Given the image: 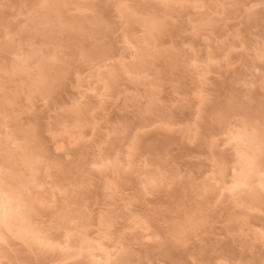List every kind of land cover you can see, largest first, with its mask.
<instances>
[{"label": "rangeland", "instance_id": "rangeland-1", "mask_svg": "<svg viewBox=\"0 0 264 264\" xmlns=\"http://www.w3.org/2000/svg\"><path fill=\"white\" fill-rule=\"evenodd\" d=\"M263 138L264 0H0V264H264Z\"/></svg>", "mask_w": 264, "mask_h": 264}, {"label": "bare ground", "instance_id": "bare-ground-1", "mask_svg": "<svg viewBox=\"0 0 264 264\" xmlns=\"http://www.w3.org/2000/svg\"><path fill=\"white\" fill-rule=\"evenodd\" d=\"M55 5H57V4H55ZM58 6V5H57ZM55 11L57 10V9H55V7H52ZM57 8V7H56ZM52 10V9H51ZM53 10V11H54ZM147 28H149V31L150 32H152V34L153 33H155V32H157V26H156V24H155V22H151V21H149V23H148V27ZM46 67V66H45ZM47 68V67H46ZM45 70V69H44ZM43 70V71H44ZM46 73V72H45ZM112 74H110V76L109 77H111L112 78V76H111ZM46 76V75H45ZM47 76H49V75H47ZM46 78V77H45ZM47 79H48V77H47ZM41 80V79H40ZM44 80V79H43ZM46 80V79H45ZM45 80L43 81L44 83H45ZM42 81V80H41ZM49 81H51V80H49ZM41 83V82H40ZM39 83V84H40ZM37 84V83H36ZM47 85H50V83L49 84H47ZM45 86H46V84H45ZM42 87V86H41ZM45 88V87H44ZM258 133V132H257ZM256 133V137L258 138V134ZM243 134H245V133H243ZM254 134V133H253ZM238 135L239 136H241V134L240 133H238ZM248 135V134H247ZM246 135V136H247ZM255 135V134H254ZM260 135H263L262 133L261 134H259V136ZM238 137V136H237ZM236 137V138H237ZM244 137V136H243ZM254 139V136H250V137H247V139L245 138L244 139V142H242V141H239V142H242V143H246V140L247 141H252ZM241 140H243V139H241ZM257 140H259V142L260 141H262V139L261 138H259V139H257ZM256 140V141H257ZM263 140H264V138H263ZM238 142V143H239ZM249 142H248V144H249ZM258 142V143H259ZM252 143V142H251ZM241 145H245V144H241ZM247 145V144H246ZM21 146V145H20ZM251 146H253V145H251ZM257 146V145H256ZM247 147V146H246ZM249 147V146H248ZM247 147V148H248ZM255 147V146H254ZM20 148V147H19ZM246 148V149H247ZM256 148V147H255ZM260 148V147H259ZM34 149V148H33ZM22 150H23V148H22ZM26 150V149H25ZM31 150V149H30ZM29 150V151H30ZM35 150V149H34ZM248 150V149H247ZM255 150H257V148L255 149ZM258 151V150H257ZM34 152V151H33ZM260 152H261V150H260ZM24 153V152H23ZM27 153H29V152H27ZM241 153V152H240ZM252 153V152H251ZM248 154V153H247ZM246 154V155H247ZM256 154H259V151L258 152H256ZM256 154H255V152L253 153V154H251L247 159H243L244 161H243V163L241 164V160H240V167H239V169H238V172H237V175H235L234 177H233V180H232V186H231V190L233 191L234 189H236V188H241V187H245L246 185H248L247 183H248V180H250V178L251 177H253L254 175H256V174H258V170H257V165L258 164H256V163H258L257 161H256ZM242 155H243V152H242ZM245 155V154H244ZM245 155V156H246ZM4 156V155H3ZM6 157V156H5ZM28 158H30V157H26L25 158V160H26V163L27 162H29V159ZM246 158V157H245ZM5 159V158H4ZM1 175V174H0ZM1 179V178H0ZM264 184V183H263ZM8 187V186H7ZM7 187H5V185L0 181V238H2V236H5L4 235V233L5 232H12V231H14V233H15V236H19V237H21V238H26V237H29L30 239L29 240H31L32 238L33 239H35V240H33V241H36L37 240V243L39 242V243H44V244H46V242H47V240H48V238H47V240L46 239H42V238H40L39 236H37L36 235V232L34 231V229H32V227L33 226H31V222H30V220L31 219H29L28 218V216L26 215L27 214V211H31V210H33V206L31 205V203H30V200L27 198V196H26V193L28 194V192H26V193H24V190L22 189V188H7ZM18 187V186H17ZM235 191V190H234ZM259 203V202H258ZM24 206H26V209H24L23 211H22V207H24ZM34 209H35V207H34ZM69 209V208H68ZM26 210V211H25ZM64 210H65V208H64ZM71 211V210H70ZM74 212H72V214H73ZM64 214V213H63ZM61 215L62 216V218H64L63 216H65V217H70V212L68 211V212H66L64 215ZM72 214H71V216H72ZM76 215V214H75ZM83 233V232H82ZM85 233V232H84ZM87 234V233H86ZM85 235V234H84ZM89 235V234H88ZM90 236V235H89ZM81 237H83V235L81 236ZM86 235L81 239V238H79V240L81 239V240H83L82 241V243H79V245H83V243H86V244H84V245H86L85 247H81V249L83 248L84 250L86 249V248H89V249H92V250H96L97 249V251L99 250V253H100V250H102V244L101 243H99V241H98V243L97 244H95V245H93V243H91V242H89V241H87V239H86ZM46 238V237H45ZM50 238V237H49ZM27 239V238H26ZM90 239V238H89ZM102 239V238H101ZM52 240V239H51ZM32 241V242H33ZM49 241V240H48ZM51 242V241H50ZM80 242V241H79ZM47 243H49V242H47ZM91 243V244H90ZM36 244V243H35ZM69 245V244H68ZM83 245V246H84ZM104 246V245H103ZM68 247V246H67ZM80 247H78V249H80ZM82 249V250H83ZM81 250V251H82ZM91 250V251H92ZM90 251V250H89ZM92 252H90L89 253V255L91 256V255H93V254H91ZM99 253L97 254V255H99ZM96 254V253H95ZM107 256H109V254H106ZM105 255V256H106ZM93 257H95L96 259H97V256H93ZM107 258V260H108V257H106ZM100 259V257H98V260ZM101 260V259H100ZM110 264V263H109Z\"/></svg>", "mask_w": 264, "mask_h": 264}]
</instances>
